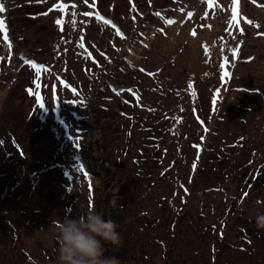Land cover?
Masks as SVG:
<instances>
[{
  "label": "rangeland",
  "instance_id": "374dc122",
  "mask_svg": "<svg viewBox=\"0 0 264 264\" xmlns=\"http://www.w3.org/2000/svg\"><path fill=\"white\" fill-rule=\"evenodd\" d=\"M6 1L13 9L9 13L11 27L6 33L10 48L3 39L4 34H0L6 46V50H0V225L4 233L0 253L5 252L0 256V264H57V256H54L58 245L57 225L64 217L75 218L91 208L103 212L106 217L109 210L115 211L121 204L125 207L123 226L126 228L121 237L122 242H127L122 250L124 254L120 253L123 261L135 256L133 264H264V251L256 254L252 248L254 245L242 242L240 237L243 234L237 231V223L225 226L227 233L223 240L209 234L205 235V240L198 239L195 233L192 236L191 228L195 225L213 229L215 222L228 220L225 210L237 200L233 186H241L238 179L233 182L235 179L232 181L214 173L209 158H202V165L208 167L194 176L192 170L200 157L190 145L200 131L193 133L191 130L194 129L187 128L193 126L192 121H187L188 125L184 127L189 132L180 136L184 143H181L182 147L178 146V150L173 146L170 149L168 141L166 144L161 141L162 149L147 150V155L151 153V156L163 159L160 163L157 158V166L152 169L147 162L146 169L151 173L147 179L138 177L137 169L128 161L120 167V172L112 170L118 175L112 180L111 173L106 176L111 168L90 161L88 152L92 155V151L84 148V159L92 173L91 181L82 170L79 157L83 144L78 132L79 116L83 114L80 94L92 91L91 88L96 86L94 72L97 68L90 62L91 57L96 59L95 63L98 61L103 66L107 63L104 71L114 69L117 77L114 82L124 83L113 95L107 92L109 97L105 99L117 109V130L109 134V140L115 145L114 154L122 157L126 145L132 147L137 140L141 145L144 141L141 137H145L137 127L133 129L134 137L125 130L130 129V123L134 121L149 123L148 112L157 111L158 115L164 112L167 105L159 94L173 82H179L185 89L190 86L187 80L208 71L209 82L205 85L200 82L197 87L200 103L206 111L214 80L221 79V76L216 78L217 73L213 74L218 67V54L224 57L231 51L228 43L238 38L227 34L239 31L245 34L240 36L238 47L233 49L235 59L229 62L236 70L235 85L258 88L261 94L250 97L231 92L223 104L226 114L221 113L226 122L224 125H221L223 122L217 123L216 129L223 134L258 130L264 125V119L258 121L257 118L261 117L258 112L264 103V35H258L264 33V0H236L235 3L233 0H213L211 5L207 0H183L189 8L197 5L194 8L197 11L189 10L188 13L192 14L189 16L184 10L176 11V7L181 6L174 3L169 12L166 9L161 13L167 16L165 20L161 24L155 22L151 29H136L132 23L125 22V19L129 21L128 12H131L132 5L139 4L142 13L146 14L148 6L142 0H103V9L105 6L104 10L109 6L117 8L113 15L122 23L113 31L106 23L101 26L96 20H78L76 15L68 19L60 9L49 11L51 0L44 4L45 7H39L40 1L34 6V0L30 5L27 4L29 0H0V4L5 6ZM19 3L22 7H17ZM79 8L80 11L86 9ZM233 8L236 9L235 20ZM33 12H36L35 18L30 15ZM3 13L0 12V17ZM201 17L203 20L198 22ZM58 18L62 20L61 25L55 23ZM168 20L175 22L168 23ZM130 39V51L120 55L117 64H109L105 56L98 55L106 52L107 57L112 56L114 60L117 54L114 49H128ZM236 57L242 59L239 64ZM27 61H35L45 68L37 72ZM137 66L148 74L141 75ZM37 79L42 82L40 88L33 84ZM210 84L211 89L208 88ZM29 87L42 94L46 101L44 107L37 105L34 96L27 91ZM54 92L58 94V101L53 100ZM124 100L125 108L121 109L119 103ZM136 100L141 103L139 107H134ZM237 103L248 104L253 114L236 112ZM113 116L111 114V118ZM239 116L247 117L246 125L237 121ZM255 122L256 125L252 126ZM106 132L109 133L107 129ZM95 138H98L97 134ZM212 138L211 141L215 140ZM101 140L99 136L97 144L101 145ZM246 143L249 148L263 150L264 156V136L250 138ZM164 147L170 149L165 157ZM5 151H12V155L6 156ZM127 151L131 152L130 160L137 157L135 149ZM227 153L230 155L231 152ZM262 176L264 179V172ZM189 181L188 187L183 186ZM247 182L254 184L252 174ZM253 186L258 187L251 189L248 197L242 198L239 204L234 201L236 211L248 219H255L258 212H264V197L257 191L264 185L255 183ZM207 187H215L217 191L207 193ZM184 201H189L185 215L178 207ZM184 219L188 221L183 224ZM174 223L179 226L181 223L186 230L185 241L173 236L170 225ZM258 244L261 247L262 242ZM14 245L19 253L11 252ZM43 252L48 257L52 254L53 259L45 255L44 262Z\"/></svg>",
  "mask_w": 264,
  "mask_h": 264
},
{
  "label": "trees",
  "instance_id": "16d2710c",
  "mask_svg": "<svg viewBox=\"0 0 264 264\" xmlns=\"http://www.w3.org/2000/svg\"><path fill=\"white\" fill-rule=\"evenodd\" d=\"M32 1L33 0L31 1L29 0L28 1L29 3L27 4L30 5ZM39 1H40L39 7L41 6L43 7L48 0H44V1L34 0V6H36L39 3ZM142 2H144L148 6L146 10V14L142 13L139 4H135L132 5L131 9L129 10L131 12H128L129 21L125 19V22L132 23L133 27H135L136 29H138L139 27H142L143 29H151L153 26L156 25V23L161 24V22L165 20V17H167L166 15H163L161 13H165L166 9L168 10L167 12H169V10L172 9L174 3L175 6H177L178 4L181 6V7H176V11H181V9H183L187 14L189 10L197 11L196 9H194L197 5L193 4V6L189 8L187 7V3H185L183 0L182 1L142 0ZM58 3H63L68 5V8L63 11V15L65 18L71 19V17H75L76 15L78 20H84L86 22H95L96 20L97 23L99 22V25L101 26H103V24L106 26L107 24L109 28H111L110 31H113L114 28L121 27L118 25L122 23H120V21L117 19L118 17H115L113 15L114 11L117 13V8L112 9V7L109 6L107 7V10H104L106 6L103 9L104 5L103 4H102L103 6L101 5V3H104L103 0L102 2L100 0H87V2H85V0H51V2L48 3V7H50L49 9L52 10L59 9V8H52L53 4H58ZM5 4L6 5H5L4 13L3 16L1 17L5 21L6 26H8L7 31H9V27H11L9 23V16H10L9 13L12 11L13 6L8 5L7 1L5 2ZM18 5H21V3L17 4V7ZM73 5H75V7H73ZM81 6L84 9L86 8L85 9L86 11L85 10L80 11L79 7ZM85 12H90L92 14L90 16H85L84 15ZM30 15L33 18H35L36 12L30 13ZM115 15L117 16V14ZM202 18L203 17H201L200 20H198V22L202 21L203 20ZM139 19H143L144 21L138 22ZM105 21H111V24L106 23ZM157 28L158 31H161V27L157 26ZM136 33L137 31H135V34ZM244 34H245L244 32L240 33V31L236 33L230 32L227 34L230 37H234L238 39L234 40L232 43H228V47L231 51L226 56L222 57L220 56V54H218V56L220 57L218 61V67L217 69L215 68L212 69H215V71L213 72L214 75L217 73L216 78L218 76H221V79L216 80L213 76V78L215 79L214 80L215 85L212 88V90H210L206 111L203 110L204 107L200 103V94L198 92L200 82L203 85L209 82L208 79L209 72L203 71L202 72L203 74H201L202 76L190 78L189 80H187L188 83H190V86H186L185 89H183L182 86H180L179 82H173L172 86H168V89L163 91L164 93L162 94L160 93L159 94L160 98H163L164 103L167 106L165 110H163L164 112H161L160 115H158L159 113L157 111L151 113L148 112L149 114L147 113L146 115L150 119V121H148L149 123L145 121L144 122L141 121L139 123L134 121L130 123V129L125 130V133L127 132L129 136L132 135V137H134L133 129L134 128L136 129L137 127V129H139L138 131L145 135V137H141V139L144 138V141H142L143 143L141 145H139L140 140H137L132 145V147L128 145L125 146V148L129 151H131V149H135L138 152L137 157L136 156L132 157L131 160L129 158L131 152H128L127 150L123 152L122 157L121 156L117 157L114 154L115 150L113 148L115 147V145L113 144V141L110 142L109 134L112 131L115 133V131L117 130L115 128L116 123L118 122L117 121L118 117L115 114L116 113L115 110L117 109L115 106L110 105L109 102L105 100L106 97L107 98L109 97L106 94L107 92H109L108 94L113 95L116 89L122 88L123 86L122 84L124 83L114 82L113 80L117 78L114 69L104 71L103 67H105L107 63H105V66H103L98 61H96L97 63H95L94 60L96 59L93 60V58L91 57L90 62L95 64L97 68V70L94 72L96 86L91 88L93 89L92 90L93 92L87 91L83 93L84 95L80 94V100L83 102V108H82L83 114L79 116L81 118V124L79 126L78 132L81 133L80 141L82 142L83 145L80 146L81 155L79 158L81 164H83L82 166L83 172L86 174L88 178L90 176L91 181H93L92 173H90L91 171L90 172L88 171L90 169L84 159L85 157L83 152L84 148H87L92 151V155L90 154V151L88 152L90 161L94 160L95 163L97 164L100 163V165L107 164L111 168V170L107 172L106 176H110L111 173L112 180L118 178V175H116L112 170H114L117 173L120 172V167L124 166L128 161L129 163L133 164L134 167L137 169L138 177L141 176V178L147 179V176L149 175L150 178L151 175V173L146 169L147 162L151 166L150 169H152L157 166L156 163L157 158H160V157L156 158L155 156H151V153L150 155H147V150L150 151L152 150L151 148L162 149V146L160 144L161 141H164L165 144L168 141L170 149L173 146L177 148L176 150H178V146L182 147L183 144L181 143H184L183 142L184 140L182 139L183 140L182 141L180 138L181 135L183 134L187 135L186 133H188L190 129H194L191 130V132L193 133L200 131V135L196 137V141L191 142L190 145V148H192L194 152L197 153L200 157V159H198L197 161V166L192 170L194 176L200 170H204L208 167V166L206 167V165H202V158H209L207 160L209 163H211L210 166H212V169H214V173L219 174L220 175L219 177L229 178L232 181L235 179V181L233 182H236V179H238L241 186H233L236 190L234 192L235 194L234 197L237 198V200H233L231 202L233 203V205L227 207L225 210L226 215H228V220L221 219L215 222L213 229H210L208 226L205 225L204 226H201L199 224L195 226L192 225L193 226V228H191L192 236L195 233L198 239L202 238L205 240V235L209 234V236H215V238L217 239L219 238L220 240H223L225 238V234L227 233V232L225 233V226L227 227V225L237 223L235 225L237 227V231L243 234L240 237L242 242L254 245L252 248H254V251H256L257 254L264 251V229H258L256 227L255 219L253 218L248 219L246 217H243L245 215L242 212H237L234 201H236L239 204L242 198L248 197L249 194L251 193V189L255 190V188L258 187V186H253L255 185V183L257 184L262 183L264 185V179L262 176L264 172L263 150H258L254 147L249 148L247 147V143L245 145V141L249 140L250 138L261 139V137L264 136V125L253 133L238 132L232 134V132H227L223 134L216 129L217 123L223 122V124L221 125H224L225 124L224 122H226V118L223 116V114H226L225 110L223 109V104L227 102L228 97L231 96L229 95L231 92H237V94L239 93L241 95L242 94L251 95L250 97H252L253 95L258 96L259 94H261V91L258 88L254 89L252 87L248 88L246 86L243 87V86L235 85V82L237 80L235 73L236 70L229 65L230 60L235 59L234 50L238 47V44L240 43V39H241L240 36ZM99 41L101 40L99 39ZM137 41L140 43V39L137 38ZM130 44H131V39L128 41V45H129L128 49L125 48L119 50L114 49V51L117 53L114 60L112 56L107 57L106 52L103 53L101 52L98 55L105 56V58L107 59L106 62H108L109 64L111 63L117 64L116 61L117 59L120 58V55H122L123 53L127 54V52L130 51L131 49ZM4 46L5 44L2 40V35H0V50L1 49L2 51L6 50V46L5 47ZM241 60H242L241 57H236L237 64H239ZM86 62L88 63L89 60H87ZM221 64H224L225 67L221 68L220 67ZM115 68L117 67L115 66ZM136 69L141 70L140 73L141 75H144L145 72L147 73V71L141 68L140 66H137ZM100 70H102V72H100ZM121 71H123L122 67H121ZM124 72L125 71H123V73ZM224 72H227V75H223ZM211 84L208 86L209 89H211L210 88ZM125 104H126V100L119 103L121 109L125 108ZM140 105L141 103H139L136 100L134 107H139ZM235 108H236L235 109L236 112L240 111L241 113H246L251 115L253 114L252 108L248 104L242 105V103L241 104L237 103L235 105ZM249 108H251V110H249ZM246 111H250V112H246ZM111 114L114 115L112 118H111ZM204 114L206 116H204ZM258 114L261 115V117L257 116L258 121L261 120V118L264 119V103L263 106H261V109H259ZM215 119H217L218 121L216 122ZM236 119H239L237 121L243 125L247 124V117L239 116ZM112 121L114 122V124L112 123ZM187 121H192L193 126L188 125ZM186 125H188L187 127L189 129L188 131L184 129ZM254 125H256V122L252 126ZM181 126L183 127V129L181 128ZM118 127H120V125ZM105 128L109 131V133L106 132ZM96 134L98 138H95ZM211 134H213L212 137H214L215 140L211 141V139H213L212 137H210ZM254 134L257 136H255ZM128 135L125 137H128ZM99 136H101L102 139L101 145L97 144ZM86 143L88 144V147H84V145L86 146ZM240 143L242 145H240ZM250 144L253 145V143L251 142ZM96 147H97V151H96ZM167 148L166 147L163 148L165 150V153L163 154L164 157L170 151V149ZM173 152L175 151L173 150ZM194 152H193V156H194ZM227 152H231L230 155ZM5 154L6 156L7 155L10 156L12 155V151L11 152L5 151ZM159 162L162 163L163 159L160 158ZM206 174H207V170L204 175ZM249 174H252L253 177L254 184L252 185L249 182H247V178ZM236 175H239V178H237ZM207 176L208 178L211 179V176H209V174ZM241 178H244V180H242ZM187 184H191V181L183 184V186L188 187ZM206 190L207 193H209L210 191L213 190L217 191V188L207 187ZM257 191H259L258 193L262 195V197H264V186H259ZM95 198L96 196L94 194L93 199ZM188 202L189 201L186 202L184 201L183 205L178 206L181 210H183V215L188 213V208L185 209V207H187V205L189 204ZM188 207H191V205H189ZM201 208L204 209L203 207ZM109 211L110 212L109 213L107 212L105 219H112L118 226L117 231L120 233V235H123V230L124 229L126 230V228L123 226V221H124L123 213L125 211L124 205L121 204L116 208L115 211L113 210H109ZM185 219L181 223L184 224L185 222L188 221ZM192 221L193 219L191 220V222ZM220 221H224V222H220ZM181 223L180 226L179 224L175 225V223L174 225H170L171 232H174L172 234L175 238L179 237L181 241H185V237L187 236V234H185L184 231L186 230L184 229V227H182ZM2 229L3 227L0 225V240H2V238L4 237V233L2 232ZM175 232L176 233L178 232V234L175 235ZM155 239L157 240V238ZM259 242H262L261 247H258ZM2 244L6 245L7 243H2ZM124 244L126 245L127 242L126 243L125 241L122 242L120 246H113L106 241L103 242L105 248V255L116 256L121 261V264H133L134 261H136V259H134L135 256L133 258H129L128 261H123L122 257L120 256V253L124 254L122 251L125 249ZM164 244H166V242ZM16 248H17L16 245H14L11 252L19 253V251ZM55 248L56 249L54 250V256L55 255L57 256L58 245H56ZM4 253L5 252L0 253V256L2 254L4 255ZM28 255L29 254L26 253L27 257ZM45 255L46 254H44L43 252V256H42L43 261ZM262 255H264V252L262 253ZM46 256L48 257V255ZM54 256L50 254L48 258L53 259Z\"/></svg>",
  "mask_w": 264,
  "mask_h": 264
},
{
  "label": "clouds",
  "instance_id": "9594fccd",
  "mask_svg": "<svg viewBox=\"0 0 264 264\" xmlns=\"http://www.w3.org/2000/svg\"><path fill=\"white\" fill-rule=\"evenodd\" d=\"M258 229H264V212L255 216ZM112 219L91 208L75 218L64 217L57 225V264H121L116 256L105 255L103 242L122 244Z\"/></svg>",
  "mask_w": 264,
  "mask_h": 264
},
{
  "label": "snow or ice",
  "instance_id": "6c2138e0",
  "mask_svg": "<svg viewBox=\"0 0 264 264\" xmlns=\"http://www.w3.org/2000/svg\"><path fill=\"white\" fill-rule=\"evenodd\" d=\"M85 2H87V0H85ZM207 2H208L209 5H211L213 3V0H207ZM233 2L235 3L236 0H233ZM254 2H255V0H254ZM73 7H75V5H73ZM52 8H59L63 12L65 9L68 8V5L67 4H63V3H58V4H53ZM51 10L52 9H49V11H51ZM3 11H4V6H3V4H0V12H3ZM181 11H183V9H181ZM235 12H236V9L233 8V13H234L233 20L236 19ZM45 14H47V13H45ZM91 14L92 13H90V12H85L84 13L85 16H90ZM73 15H75V14H73ZM188 15L191 16L192 14L191 13H188ZM105 22L111 24V21H105ZM167 22L168 23H174L175 21L168 20ZM55 23L57 25H61L62 24V20L60 18H58L55 21ZM248 23H251V21H248ZM241 31H243V30L241 29ZM0 33H3L4 34L3 35V39L5 41H8V37H7V34H6L7 33L6 24H5V21L3 19H0ZM193 34H195V31L193 32ZM258 35H264V33H258ZM8 44H9V48H10L11 47L10 41L8 42ZM234 54H235V51H234ZM27 63L29 65H31L34 69H36L37 72H39L40 70H42V69L45 68L44 65L38 64L35 61H27ZM220 67L221 68H224L225 65L224 64H221ZM225 75H227V73H225ZM33 84H34V86L36 88H40L41 85H42V82L39 79H37V80H34L33 81ZM27 91L29 92V94H31V95L34 96L35 101H36V103H37L38 106H40L42 108V107H44L46 105V101L43 99L42 94L39 91H34L33 90V87H29L27 89ZM53 100L54 101H58V94L55 93V92L53 93ZM72 103H75V101H72ZM75 139L78 140L79 138L78 137H75ZM76 146L79 147V144L77 143Z\"/></svg>",
  "mask_w": 264,
  "mask_h": 264
}]
</instances>
